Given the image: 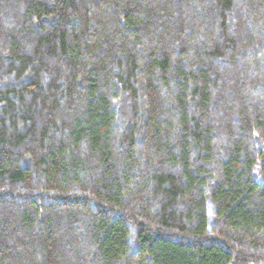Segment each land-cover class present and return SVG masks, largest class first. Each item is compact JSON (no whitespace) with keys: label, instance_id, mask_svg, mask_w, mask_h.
<instances>
[{"label":"trees","instance_id":"trees-1","mask_svg":"<svg viewBox=\"0 0 264 264\" xmlns=\"http://www.w3.org/2000/svg\"><path fill=\"white\" fill-rule=\"evenodd\" d=\"M0 264H264V0H0Z\"/></svg>","mask_w":264,"mask_h":264}]
</instances>
